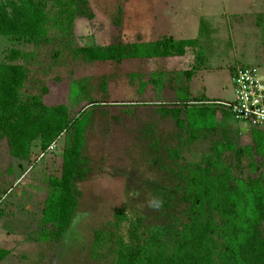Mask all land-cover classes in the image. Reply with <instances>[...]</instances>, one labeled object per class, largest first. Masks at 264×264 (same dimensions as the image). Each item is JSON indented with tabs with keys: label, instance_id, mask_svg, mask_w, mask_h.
<instances>
[{
	"label": "rangeland",
	"instance_id": "374dc122",
	"mask_svg": "<svg viewBox=\"0 0 264 264\" xmlns=\"http://www.w3.org/2000/svg\"><path fill=\"white\" fill-rule=\"evenodd\" d=\"M89 1L92 19L78 17L72 30L52 27L47 42L35 46L0 37V62L14 47L34 52L25 62L26 95L39 94L56 80L44 101L70 104L73 85L82 83V99L71 115L94 105L84 149L89 172L78 182L83 195L60 241L42 236V220L50 178L61 174L64 136L52 151L34 144L32 163L24 168L0 139V249L11 251L0 264H113L120 238L134 242L160 226L173 234L188 221L191 202L178 174L182 167L215 157L217 143L253 144L232 115L211 136L188 143L189 132L159 107L181 106L180 96L187 94L214 104L234 99L235 67L264 64V0ZM171 36L196 38L197 44L183 56L122 62H89L74 53L86 45ZM224 156L237 160L232 152Z\"/></svg>",
	"mask_w": 264,
	"mask_h": 264
},
{
	"label": "trees",
	"instance_id": "16d2710c",
	"mask_svg": "<svg viewBox=\"0 0 264 264\" xmlns=\"http://www.w3.org/2000/svg\"><path fill=\"white\" fill-rule=\"evenodd\" d=\"M82 16L94 17L89 0H0V37L37 46L49 40L52 27L72 30L75 20ZM196 44V38L171 36L141 43L86 45L74 53L89 62H122L183 56ZM33 56L34 52L14 47L0 62V139L7 140L11 156L24 168L32 163L34 144L45 151L64 136L61 174L50 178L42 220V236L60 241L83 195L78 182L89 172L84 149L94 105L89 103L71 115L77 98L82 99V83L73 85L70 104L44 101L56 80L44 85L41 93L26 95L23 90L29 74L25 62ZM144 88L142 83L140 92ZM180 97L181 106H161L159 111L171 115L180 129L189 132L188 143L211 136L222 120L232 115V110L221 103L191 100L188 94ZM237 126L243 132V126ZM246 132L251 133L253 144L239 147L232 141L217 143L215 157L187 163L178 171L185 183V198L191 202L188 221L181 228L171 234L169 227H155L130 243L120 238L113 264H264V129ZM227 152L237 160H226ZM175 155L180 156L178 148ZM244 157L250 160H242ZM3 210L4 205L0 216ZM117 215L124 217L121 212ZM97 240H102L101 232ZM10 254L9 249H0V262Z\"/></svg>",
	"mask_w": 264,
	"mask_h": 264
},
{
	"label": "built area",
	"instance_id": "2783aa9c",
	"mask_svg": "<svg viewBox=\"0 0 264 264\" xmlns=\"http://www.w3.org/2000/svg\"><path fill=\"white\" fill-rule=\"evenodd\" d=\"M234 99L220 101L232 110L234 120L246 128L264 129V64H240L232 74ZM55 141L47 150L55 149ZM44 156V154H42ZM3 199H0V212Z\"/></svg>",
	"mask_w": 264,
	"mask_h": 264
},
{
	"label": "water",
	"instance_id": "95a60500",
	"mask_svg": "<svg viewBox=\"0 0 264 264\" xmlns=\"http://www.w3.org/2000/svg\"><path fill=\"white\" fill-rule=\"evenodd\" d=\"M242 130H243V132H246V128L244 127V128H242Z\"/></svg>",
	"mask_w": 264,
	"mask_h": 264
},
{
	"label": "crops",
	"instance_id": "0c3cea01",
	"mask_svg": "<svg viewBox=\"0 0 264 264\" xmlns=\"http://www.w3.org/2000/svg\"><path fill=\"white\" fill-rule=\"evenodd\" d=\"M177 39H179V38H177ZM235 70V69H234ZM233 74V73H232ZM242 128H244V127H242ZM243 131V130H242Z\"/></svg>",
	"mask_w": 264,
	"mask_h": 264
}]
</instances>
